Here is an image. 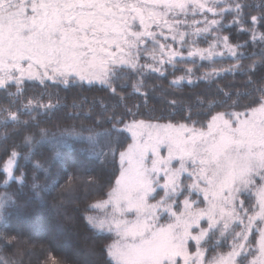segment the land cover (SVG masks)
<instances>
[{
	"label": "snow or ice",
	"instance_id": "snow-or-ice-1",
	"mask_svg": "<svg viewBox=\"0 0 264 264\" xmlns=\"http://www.w3.org/2000/svg\"><path fill=\"white\" fill-rule=\"evenodd\" d=\"M248 9L259 13L251 15V23ZM260 28L264 2L0 0V94L8 104L0 107V115L7 113L0 123L5 128L9 122L39 128L31 123L38 119L32 113L54 109L53 93L47 104L43 92L25 104L28 87L67 90L87 83L109 94L103 104L90 105L100 109L99 119L76 133L97 156H111L114 167L118 155L104 198L84 208L87 226L105 241L103 264H264ZM232 29L250 35V42L233 44ZM256 44L261 51H240ZM218 62L231 63L218 68ZM230 74L243 83L218 86ZM170 75L174 78L168 81ZM155 81H167V88ZM201 83L206 89L194 94L175 91ZM132 98L138 103L129 106ZM22 115L30 120L21 121ZM116 124L131 133L126 147L111 139ZM46 136L41 129L20 146L3 148L0 221L20 209L16 193L9 191L12 184L27 186L19 147L28 149L23 159H30ZM38 179L32 177L36 193ZM16 239L0 231V264H22ZM77 255L84 257L83 264H94V250Z\"/></svg>",
	"mask_w": 264,
	"mask_h": 264
},
{
	"label": "trees",
	"instance_id": "trees-1",
	"mask_svg": "<svg viewBox=\"0 0 264 264\" xmlns=\"http://www.w3.org/2000/svg\"><path fill=\"white\" fill-rule=\"evenodd\" d=\"M241 2L250 5H260L264 0H241ZM249 23H251V15H259L258 11L248 9ZM232 17H228L231 21ZM243 27V26H241ZM264 32V28L258 29ZM237 29L231 30L232 43H245L251 40L250 35H236ZM224 35L229 33L225 32ZM259 44L240 49L244 52L261 51ZM231 62H218L215 66L228 67ZM249 64L250 61H243ZM190 65H181L187 67ZM206 71L201 68L200 72ZM180 72H176L175 76H180ZM174 77L168 76V81ZM195 80V77H193ZM244 78L235 75H228L218 81V86L223 87L225 84L240 85ZM167 88V81H155ZM151 84H149V87ZM206 84L201 83L198 87L182 86L175 89L178 96L190 95L205 90ZM15 91V89H12ZM244 91L243 88L232 89V91ZM43 92L45 99L43 103L47 104L48 94L53 93L51 103L55 106L53 110L45 112L39 109V112H33L32 116L38 119L31 120L32 124L38 123L39 128L29 127L24 129L9 122L5 128L0 123V155L3 154V148L8 147L11 150L13 145L20 146L24 137L33 132L46 130L47 136L43 141L34 148L35 155L30 159H23L28 153V149L19 147L21 153L20 172H26L28 181L26 187H21L15 183L9 189L15 192L18 198L20 209L13 213L6 222L0 221V231L6 230L8 236L16 237L15 251L20 255L22 264H83L84 257L78 256V253H87L94 250L95 255L90 259L94 264H103L105 257L100 253V249L105 244L94 234L83 217L86 215L84 208L104 198V194L110 187V181L115 177L113 172L118 169L117 162L114 167L112 157L107 159L103 155L97 156L82 141L76 133H80L83 128L92 127L93 121L99 119L96 113L99 108H91L93 101L103 104L107 101L108 93L101 91L100 86H89L85 83L84 87L68 88L63 87L50 88L44 91L42 87H28L26 91L25 104L27 98L38 97ZM159 95V93H156ZM59 97L57 101L56 97ZM168 99H172L168 97ZM87 100V103H85ZM245 101H242V103ZM111 104V101H108ZM138 101L132 98L127 101L129 106H134ZM76 107H73V105ZM83 104V108L80 105ZM151 102L149 107H151ZM158 108L160 105H156ZM0 107H8L7 102L0 94ZM15 107H20L16 105ZM15 107L12 109L15 111ZM144 111V109H141ZM119 111V110H118ZM7 113L0 115V121L3 120ZM91 119H85V117ZM141 118V117H138ZM21 121H29L30 117L22 115ZM129 117L125 123L130 122ZM123 124H116L115 131L112 132V141L121 142L125 147L130 141L129 135L122 130ZM111 128L112 125H105ZM19 132V135L14 133ZM8 135V139H4V135ZM84 136L87 133H83ZM122 150V149H120ZM119 151V150H118ZM6 159L7 157H3ZM36 163L42 164V169L35 170ZM2 165V160H0ZM17 172L16 175H19ZM39 176L36 181L40 186L38 193L32 189V177ZM3 191V189H0Z\"/></svg>",
	"mask_w": 264,
	"mask_h": 264
},
{
	"label": "rangeland",
	"instance_id": "rangeland-1",
	"mask_svg": "<svg viewBox=\"0 0 264 264\" xmlns=\"http://www.w3.org/2000/svg\"><path fill=\"white\" fill-rule=\"evenodd\" d=\"M201 46H206V45H201ZM122 130H124V131L129 135V137H130V141H129V143H131V133L128 132V131L125 129V126L122 127Z\"/></svg>",
	"mask_w": 264,
	"mask_h": 264
}]
</instances>
